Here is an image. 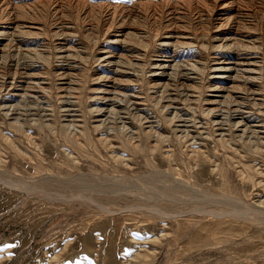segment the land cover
I'll list each match as a JSON object with an SVG mask.
<instances>
[{"label":"bare ground","instance_id":"obj_1","mask_svg":"<svg viewBox=\"0 0 264 264\" xmlns=\"http://www.w3.org/2000/svg\"><path fill=\"white\" fill-rule=\"evenodd\" d=\"M14 1L0 0V115L8 120V125L25 128L29 122H38L50 127L56 118L80 142L87 130L94 129L93 142L106 144L111 158L123 163L128 158L122 152L118 135L138 142L145 134L149 141H154L150 142L151 148L161 147L163 156L169 159L176 152L164 142H186L197 163L207 157L204 134L208 139L231 144L250 142L264 133V121L258 113L262 112L264 94L248 88L263 80L264 34L253 33L256 19L238 21L237 12L243 0H178L176 3L163 0L159 10L152 7V2L119 7L104 2L90 4L87 0ZM258 1L264 9V0ZM176 9L182 11L178 16ZM187 11H194L195 23L202 26L201 30L195 29L197 34L193 30L189 33L191 26L183 21ZM48 14L53 20H45ZM260 18H264V13ZM80 20L93 21V29H88L91 32L96 25L106 35L114 32L110 45L100 46L99 54L93 52L96 49L90 54L87 47L77 43L80 39L74 28ZM127 22L135 28L124 33ZM197 47L207 51L206 57L187 52ZM89 64L88 75L97 86L90 89L93 95L89 96L84 110L79 90ZM51 90L61 100L56 107L47 104ZM7 91L16 98L14 103L2 99ZM151 100L156 101L162 117L153 115L148 110L150 107L147 109ZM54 109L59 112L58 118ZM67 157L76 159L74 152L67 153ZM218 163L212 171L222 176L223 168ZM172 169L176 173L159 171L165 178H160L157 195L172 199L179 206L199 204L193 212L205 216L204 222H214L203 226H209L208 232L204 231L208 236L216 234L220 240L226 236L246 239L254 226L264 230V189L258 188L261 193L250 201L234 190L235 183L230 177L220 178L221 186L212 191L200 184L196 186V181ZM56 178L60 176L43 173L26 181L37 188L52 184ZM117 180L118 185L122 184ZM69 181L70 188L79 182L87 187L93 185L86 178L70 177ZM155 210L154 213L176 223L192 212L179 209L171 213L159 207Z\"/></svg>","mask_w":264,"mask_h":264},{"label":"rangeland","instance_id":"obj_2","mask_svg":"<svg viewBox=\"0 0 264 264\" xmlns=\"http://www.w3.org/2000/svg\"><path fill=\"white\" fill-rule=\"evenodd\" d=\"M87 1L90 4L104 2L119 7L152 2V7L159 10L163 0ZM166 1L176 3L178 0ZM260 2L243 0L237 12L239 22L257 20V26L253 29L256 36L264 34V18H260L263 17L264 9ZM180 11L181 9L175 10L177 16ZM193 13L194 11H187L183 21L186 26H191L188 32L193 30L195 34V29L201 30L202 26L195 23ZM51 19L53 20L52 15L48 14L45 20ZM92 22L90 20L84 23L80 20L74 28L80 39L77 43L87 47L90 54L95 49L93 52H100V46L110 45V38L114 36V32L106 35L97 25L91 32ZM134 28L133 24L127 22L124 33L132 32ZM119 38L123 39L124 36ZM187 52L201 57L207 55V51L200 47L187 49ZM90 67L91 64L87 66L88 71L85 72L83 85L79 90L80 105L84 108L79 107L84 110L86 101L93 95L90 89L97 86L95 82L92 84L88 75ZM262 79V82L259 81L260 86L259 83L247 86L249 90L264 94V76ZM5 95L2 99H8L11 103L16 101L8 91ZM58 97L53 91L52 96H48L47 104L58 106L61 101ZM155 104L156 101H148L147 109L150 107L148 110L153 111V115L162 117L161 110ZM260 109L262 112L257 111L259 119L264 121V105ZM58 114L54 109L57 118ZM56 122L57 119L54 118L50 127L29 122L25 128H17L8 125V120L0 115V264H264V230L254 226L246 239L243 236L245 240L242 237L227 239L229 236L221 237L224 240H220L216 234L208 236L204 233L208 232L209 226H203L214 222H204L205 216H198L193 212L199 204H187L185 207H188L185 208L172 199L157 195L160 178H165L163 174L159 175V171L166 170L173 174L176 173L172 172L174 168L182 177L196 181V186L200 184L215 191L221 186L220 178L230 177L238 194L241 192V196H246L250 201L257 199L256 195L261 193L258 188L264 189V180L261 179L264 178V133L257 135L259 137L248 141L249 143L232 141L231 144L208 139L204 134L202 141L208 159L205 157L201 161L196 160L197 163L193 158L194 152L187 148L186 142H164L171 145L177 155L169 159L163 156L161 147L151 148L150 142L154 141H149L145 134L140 136L138 142H130L127 137L118 135L117 140L119 139L120 145L123 144L122 152L128 158L123 163L111 158V150L106 144H97V140L93 142L96 135L94 129L87 130L80 142V138L70 133V129V132L64 130L62 124ZM137 143L141 145L139 148ZM222 143H225L224 146ZM69 152H74L76 159H69ZM217 162L223 168L222 176L217 171H212ZM43 173L52 176L57 174L60 178H56L52 184L33 188L28 181ZM70 177L86 178L93 185L87 187L79 182L70 188ZM122 177H126V180ZM117 178L122 184L118 185ZM164 201L169 207L165 206ZM158 207L170 210L171 213H177L179 209L192 212L176 223L173 219L154 213ZM201 227L203 229L199 230Z\"/></svg>","mask_w":264,"mask_h":264}]
</instances>
